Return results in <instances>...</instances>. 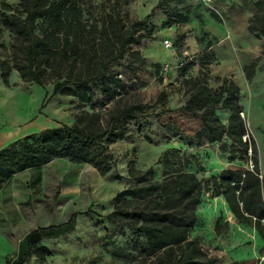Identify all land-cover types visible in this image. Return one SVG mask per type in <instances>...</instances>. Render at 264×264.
Listing matches in <instances>:
<instances>
[{"label":"trees","instance_id":"1","mask_svg":"<svg viewBox=\"0 0 264 264\" xmlns=\"http://www.w3.org/2000/svg\"><path fill=\"white\" fill-rule=\"evenodd\" d=\"M182 3L184 0H174ZM126 0H20L11 6L0 0V73L8 84L15 71L29 85H52V96L77 101L74 122L31 134L0 151V188L14 174L43 166L55 158L72 164H86L101 176L113 166L108 144L123 138L126 126L149 108L133 94L118 91L120 80L110 74L111 66L130 58L128 69L144 65L145 59L134 47L142 40H153V25L147 19L135 20L123 11ZM255 15L249 32L264 36V0L255 2ZM169 25V23H166ZM185 70L184 68L182 69ZM100 82L105 97L103 112L92 105L94 84ZM188 98L183 110L202 121L195 134L198 143L221 144L229 160L250 166L247 170L224 169L212 177L215 195L221 196L239 224L249 225L264 235V186L260 178L258 152L245 121L237 108L238 87L223 81L227 97L219 98L199 80L187 79ZM87 105L90 111H83ZM230 111L227 124L216 115ZM227 139L228 143L224 142ZM182 159L176 150L165 152L157 164L166 177L154 181L151 169L128 168L134 186L114 197L110 217L125 225L135 237L147 243L144 255L135 264H217L189 231L197 220L196 208L205 185L192 173L175 169ZM233 214V215H232ZM217 233L220 231L217 230ZM53 233H32V243ZM39 258L49 251L39 248ZM42 253V254H41ZM38 254V253H37Z\"/></svg>","mask_w":264,"mask_h":264},{"label":"rangeland","instance_id":"2","mask_svg":"<svg viewBox=\"0 0 264 264\" xmlns=\"http://www.w3.org/2000/svg\"><path fill=\"white\" fill-rule=\"evenodd\" d=\"M19 1L8 0L11 6H17ZM126 1L125 15L135 20L147 19L154 26V39L142 40L134 47L145 59L144 65L128 69L131 60L125 56L111 66L109 73L120 80L118 91L135 95L149 108L142 117L127 124L122 139L108 144L113 166L101 177L102 189L96 204H89L93 200L91 178L85 173L82 199L70 212L76 213L62 235L49 239L50 253L37 264H135L144 255L147 243L110 217L114 197L134 186L127 175L130 166L141 171L151 169L154 181L163 180L167 172L157 161L169 150H176L182 159L175 169L194 174L205 185L190 238L196 239L209 256L216 257L217 264H264V235L249 225L239 224L233 214L231 218L225 200L215 195L211 182L224 169L244 171L250 166L229 160L219 143H198L195 134L202 128L201 118L182 108L188 98L187 79L205 84L219 98V106L228 95L223 81L234 83L239 89L237 108L255 141L264 186V36L249 32L258 0H217V12L197 0H159L150 11L144 0ZM164 41L171 46L166 47ZM7 86L18 91L26 117L44 112L53 88L50 84H25L14 72L9 74ZM100 86V82L94 84L92 105L103 112L108 105L103 106L105 97ZM73 110L76 115L80 112L75 106ZM83 111H90V106ZM216 115L227 124L230 111L218 109ZM224 142L228 143L227 139ZM47 203L41 204L47 210L56 205L55 199Z\"/></svg>","mask_w":264,"mask_h":264},{"label":"crops","instance_id":"3","mask_svg":"<svg viewBox=\"0 0 264 264\" xmlns=\"http://www.w3.org/2000/svg\"><path fill=\"white\" fill-rule=\"evenodd\" d=\"M158 1L144 0L143 4L149 3L150 11ZM154 49H158V45H154ZM12 72L19 77L15 71ZM1 80L0 151L28 135L61 125L70 126L74 122L76 113L73 108L77 105L74 98L52 96L51 92L44 112L26 117L22 113L21 99L16 94L18 91ZM54 98L57 99L52 101ZM86 172L91 178L93 194L89 204H96L100 199L102 176L89 165L72 164L61 158L16 173L1 186L0 264H37L43 261L46 256L39 258L38 250L45 248L50 253L47 242L62 235L63 228L76 213L70 214L74 204L82 199V182ZM54 199L56 205L50 210L41 205ZM56 230L58 234L55 236L44 237L35 243L28 239L32 233H53Z\"/></svg>","mask_w":264,"mask_h":264},{"label":"built area","instance_id":"4","mask_svg":"<svg viewBox=\"0 0 264 264\" xmlns=\"http://www.w3.org/2000/svg\"><path fill=\"white\" fill-rule=\"evenodd\" d=\"M202 4L205 8H207L210 11L217 12L216 8L214 7L215 0H197ZM164 45L166 47H170L171 44L168 41H164ZM164 72H167V69H164ZM261 178V177H260Z\"/></svg>","mask_w":264,"mask_h":264}]
</instances>
